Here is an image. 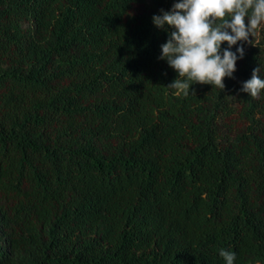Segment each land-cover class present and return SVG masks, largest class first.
Returning <instances> with one entry per match:
<instances>
[{"label":"trees","instance_id":"trees-1","mask_svg":"<svg viewBox=\"0 0 264 264\" xmlns=\"http://www.w3.org/2000/svg\"><path fill=\"white\" fill-rule=\"evenodd\" d=\"M176 2L0 0V264H264V25L177 96Z\"/></svg>","mask_w":264,"mask_h":264},{"label":"clouds","instance_id":"clouds-1","mask_svg":"<svg viewBox=\"0 0 264 264\" xmlns=\"http://www.w3.org/2000/svg\"><path fill=\"white\" fill-rule=\"evenodd\" d=\"M158 29L168 31L160 60H166L178 77L167 85L174 95L194 94L193 84H208L222 91L225 78H232L236 63L245 55L238 42L253 44L257 30L264 25V0H178L170 11L160 10L152 17ZM226 43L227 48L222 50ZM260 67L242 83L241 92L259 98L264 91ZM225 264H234L236 253L220 249Z\"/></svg>","mask_w":264,"mask_h":264}]
</instances>
